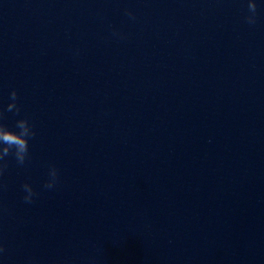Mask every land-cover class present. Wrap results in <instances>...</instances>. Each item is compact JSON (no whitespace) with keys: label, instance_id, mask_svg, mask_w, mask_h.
<instances>
[{"label":"clouds","instance_id":"9594fccd","mask_svg":"<svg viewBox=\"0 0 264 264\" xmlns=\"http://www.w3.org/2000/svg\"><path fill=\"white\" fill-rule=\"evenodd\" d=\"M249 15L245 17L248 24L254 25L256 23L257 3L256 0H248ZM11 102L7 105V111H13L18 114L20 108L17 106V92L12 90L10 93ZM16 127L19 131L8 129L4 124H0V175H3L6 164L3 163L5 157L10 154L15 156L18 164L23 165L29 151V138L35 135L32 126L27 119H20L16 122ZM58 180V170L52 166L49 170V180L44 185L47 189H52ZM23 191L25 192V203H32L33 197L36 195L32 186L28 183L23 184ZM0 252L3 248L0 247Z\"/></svg>","mask_w":264,"mask_h":264}]
</instances>
